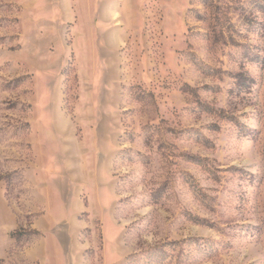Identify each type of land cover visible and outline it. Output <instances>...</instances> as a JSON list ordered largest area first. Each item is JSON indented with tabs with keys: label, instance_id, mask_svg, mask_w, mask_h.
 I'll return each mask as SVG.
<instances>
[{
	"label": "rangeland",
	"instance_id": "374dc122",
	"mask_svg": "<svg viewBox=\"0 0 264 264\" xmlns=\"http://www.w3.org/2000/svg\"><path fill=\"white\" fill-rule=\"evenodd\" d=\"M0 264H264V0H0Z\"/></svg>",
	"mask_w": 264,
	"mask_h": 264
}]
</instances>
